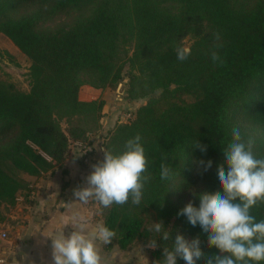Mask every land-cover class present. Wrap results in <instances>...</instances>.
<instances>
[{
  "label": "trees",
  "instance_id": "1",
  "mask_svg": "<svg viewBox=\"0 0 264 264\" xmlns=\"http://www.w3.org/2000/svg\"><path fill=\"white\" fill-rule=\"evenodd\" d=\"M63 13L72 16L44 26ZM0 32L31 61L25 89L0 68V221L18 194H29L23 175L51 170L73 143L90 145L102 129L104 99H80V88L115 87L126 70V97L146 100L102 144L116 154L139 134L151 179L139 205L95 201L102 223L116 232L106 247L145 246L157 235L152 223L162 221L170 240L156 237L151 261L163 258L177 232L219 255L200 225L177 213L189 201L199 206L202 191L222 192L216 169L233 127L254 137L253 152L264 157V0H0ZM186 37L191 55L181 62L175 48ZM213 50L223 64L212 61ZM164 156L174 168L170 181L160 179ZM209 159L207 171L196 163ZM251 211L264 219V204Z\"/></svg>",
  "mask_w": 264,
  "mask_h": 264
},
{
  "label": "clouds",
  "instance_id": "2",
  "mask_svg": "<svg viewBox=\"0 0 264 264\" xmlns=\"http://www.w3.org/2000/svg\"><path fill=\"white\" fill-rule=\"evenodd\" d=\"M219 39L218 35L216 37ZM219 47V45H217ZM176 59L185 61L191 55L189 46L175 48ZM214 63L223 64L220 54L211 51ZM230 140L222 150L224 161L217 165V182L221 191H202L198 194L199 206L191 201L180 209L177 215L186 217L192 226L200 225L206 235L207 246L219 250L217 254H205L200 247L199 237L187 239L177 232L171 247H163V258L155 264H177V258L185 264H260L264 262V219L257 221L252 214L254 206L264 204V157L257 158L253 152L254 137L245 138L238 127H233ZM141 136L128 139L119 153L113 154L104 149L103 160L94 164L93 170L86 177V186L73 190L76 200L88 203L96 201L104 208L113 204L124 205L131 200L139 205L143 199L145 184L151 179L148 173L149 161L141 143ZM192 146L206 151L205 146L194 140ZM162 157L160 179L170 181L174 168ZM207 171L212 161L196 162ZM223 165H227V171ZM84 217H80V230H73L65 236L62 229L52 241L54 264H102L97 241L108 245L116 232L99 224L92 232L86 233ZM149 231L157 235L149 239L147 247H158L156 237L170 240V229L163 222H153Z\"/></svg>",
  "mask_w": 264,
  "mask_h": 264
},
{
  "label": "crops",
  "instance_id": "3",
  "mask_svg": "<svg viewBox=\"0 0 264 264\" xmlns=\"http://www.w3.org/2000/svg\"><path fill=\"white\" fill-rule=\"evenodd\" d=\"M101 89L84 85L79 97L91 100L98 97ZM105 116L106 108L103 107ZM111 127L95 133L90 139L91 152L85 162L80 153L81 143L75 142L67 158L40 176L23 175L28 181L29 194H18L15 204L3 210L0 221V264H54L52 241L60 230L67 236L80 230V217H84L86 233L102 223L97 203L89 200L82 203L73 195V190L86 186V177L93 165L104 157L103 138ZM27 177V178H26ZM2 233L6 237H2ZM102 264H144L147 257H138L135 250H109L97 241ZM126 252V254H123Z\"/></svg>",
  "mask_w": 264,
  "mask_h": 264
},
{
  "label": "rangeland",
  "instance_id": "4",
  "mask_svg": "<svg viewBox=\"0 0 264 264\" xmlns=\"http://www.w3.org/2000/svg\"><path fill=\"white\" fill-rule=\"evenodd\" d=\"M72 15L71 13H63L59 14L56 18L52 21H48L44 23V26H52L60 21L66 20L70 18ZM191 43L190 37H186L183 40V46H189ZM31 61L30 59L23 54L11 41L7 38L3 33L0 32V68L1 74L3 78L14 82L16 85L27 88L28 85V73L30 70ZM123 77L119 81L124 85L123 93L120 94V99L117 97V86L101 89L98 97L103 98L105 101V116L103 118V126L104 128L113 127L119 121L126 120L127 114L132 113L138 106L143 104L146 98H141L138 100H129L125 95V89L128 84V80H125V77L128 78L126 74V70L123 71ZM84 86V85H83ZM90 86V85H88ZM92 87V86H91ZM98 89V88H96ZM82 157V156H81ZM83 159V158H82ZM27 178V177H26ZM117 245L115 243L112 244L109 250H112ZM137 251L138 257L145 258L148 256L147 253L151 248H148L147 245H140L131 248L130 250ZM126 254V252H123ZM149 254V253H148ZM146 263L144 264H155V261H151L150 259L146 258Z\"/></svg>",
  "mask_w": 264,
  "mask_h": 264
},
{
  "label": "built area",
  "instance_id": "5",
  "mask_svg": "<svg viewBox=\"0 0 264 264\" xmlns=\"http://www.w3.org/2000/svg\"><path fill=\"white\" fill-rule=\"evenodd\" d=\"M127 117H130V114H127ZM91 152V146L90 145H83L81 144L80 153L85 162L88 161V156ZM2 237H6L5 233H2Z\"/></svg>",
  "mask_w": 264,
  "mask_h": 264
},
{
  "label": "water",
  "instance_id": "6",
  "mask_svg": "<svg viewBox=\"0 0 264 264\" xmlns=\"http://www.w3.org/2000/svg\"><path fill=\"white\" fill-rule=\"evenodd\" d=\"M125 80H128V78L125 77ZM123 87H124V85H123L122 83H119L118 86H117L116 91H117V97H118V99L121 98V97H120V94L123 93V90H124Z\"/></svg>",
  "mask_w": 264,
  "mask_h": 264
}]
</instances>
